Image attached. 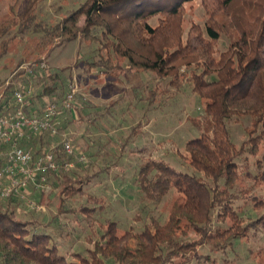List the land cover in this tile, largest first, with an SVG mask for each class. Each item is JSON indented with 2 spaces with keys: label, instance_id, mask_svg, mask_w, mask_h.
<instances>
[{
  "label": "trees",
  "instance_id": "1",
  "mask_svg": "<svg viewBox=\"0 0 264 264\" xmlns=\"http://www.w3.org/2000/svg\"><path fill=\"white\" fill-rule=\"evenodd\" d=\"M191 1L86 0L54 27L46 29L47 33L61 39L57 46L81 38L98 42L99 50H106L108 56L92 62L90 69L108 73L119 68V78L126 71L147 72L163 80L171 77L164 89L161 85L145 88L150 108L161 107L165 96L172 97L173 88L181 92L183 85L179 78H186L181 74L184 66L196 62L203 64L201 71H195L191 79H187L192 81V91L206 102L203 116L191 126L200 135L185 144L186 164L194 172L178 171L161 159H146L139 166L134 182L143 199L155 204L175 191L176 196L167 208V220L161 223L160 218L150 217L148 222H143L137 213L134 220L144 223L140 230L133 226L123 228L120 222L108 220L100 223L101 232L93 231L88 235V257L80 252L63 255L52 243L53 235L46 233L37 220L17 216L11 207V198L0 203V264H175L178 260L187 264L195 258L214 264L215 260L201 253L203 247L225 250L234 246L236 240L248 237L251 229L264 230V215L256 220L249 218L244 225V218L233 206L239 199L234 191L239 175L237 160L243 153L235 147L228 129L229 122L234 119L250 116L253 120L248 128L249 136L258 135L250 141L252 149L249 152L256 154L260 142H264V0H215L216 7L208 9L205 29L191 35L184 43L181 24L175 23L182 17L184 4ZM35 7L36 1H32L23 13L0 24V40L14 28L21 33L28 30L36 19ZM158 15L165 19L152 27L148 21ZM222 35L229 39V46L216 59L211 57L212 42ZM194 42L202 46L201 55L207 56L205 63L200 62ZM1 46L0 56L8 52V41L3 40ZM112 56L119 58V66ZM40 61L42 59L35 62ZM79 63L76 61L75 65ZM42 73L51 80H56L59 74L49 70ZM52 86L45 87L42 95L62 101L69 91L61 96L54 95L56 88ZM12 89L13 85L8 84L1 108L13 106ZM133 91L142 93L140 87ZM159 94L164 98L157 103ZM65 112L68 111L60 115V123L68 120ZM141 127L142 122H139L127 142L138 137ZM35 136L32 140H22L21 147L34 155L52 150L59 161L64 159L61 143L52 144L54 136L50 133ZM75 163L83 168L77 160ZM109 169L101 168L91 176L70 175L64 171L54 174L60 184L57 221L64 212H77L76 217L82 212L85 218H77L75 222H87L93 228L92 218L95 220L98 210L104 207V199L88 193L85 187ZM83 197L87 198L86 204L76 210L64 209L66 201ZM254 203L258 211L264 207V200L257 197ZM27 206L36 213V208ZM228 218L232 225L222 230L220 224ZM192 233L197 236L196 240L183 239Z\"/></svg>",
  "mask_w": 264,
  "mask_h": 264
},
{
  "label": "rangeland",
  "instance_id": "2",
  "mask_svg": "<svg viewBox=\"0 0 264 264\" xmlns=\"http://www.w3.org/2000/svg\"><path fill=\"white\" fill-rule=\"evenodd\" d=\"M32 1H36L33 12L36 19L32 26L23 33L14 28L11 34L0 40V55L2 41L7 40L9 43L8 52L0 56V98L8 84H12L13 88L21 85L22 88L20 89H30L34 96L27 107V112L31 113V108L35 104L40 103L43 108L51 100L48 96L42 95L44 88L48 85H53L52 87L56 88L54 95L59 96L66 94L70 90V86L75 85L78 97H76L75 108L73 111L65 112V118H68V120L65 119L59 124V134L54 136L52 144H60L64 138H68L76 153L84 155L87 160L85 163H81L75 157L69 159L64 155V158H67L65 161L72 162L73 167L63 173L91 176L100 166L110 169L106 173L100 174L98 180L97 178L94 179L90 185L85 187L88 193L104 199V207L98 210L94 216L97 221L92 218L93 228L87 222H77L76 224L77 218L81 220L80 218L84 217L82 212L78 217H76L77 212H64L59 215L61 218L57 221V206L59 204L57 193L60 184L57 180L55 183V176L48 179L44 192L35 189L31 185L34 188H32L33 190L44 194V199L41 202L35 199L29 187V199L38 204L40 210L28 216L22 213L24 217L18 211L16 214L23 218L37 220V223H40L41 226V221L52 225L45 232L53 235L52 243L57 245L60 254L71 255L80 252L88 257L86 250L89 245L86 239L88 235L94 233L93 231L97 233L102 231L100 223L113 220L120 222L123 228L133 226L136 230H140L144 224L143 222H148L150 217L160 218L161 223L167 220V208L176 196L175 191H172L161 203L155 204L143 199L134 182L139 166L146 159H161L178 171L194 172L186 164L185 144L188 140L200 135L199 131L192 129L191 126L193 121L203 116L206 102L192 91V81L190 82L187 79H191L195 71H201L203 64L199 65L196 62L191 66L183 67L181 74L186 75V78L183 76L179 78L181 85H183L181 92L178 93L173 88L172 97L170 98L166 96L164 98L162 94L158 95L157 103H160L161 97L164 98L162 100V103H164L161 107L151 108L146 113L141 127L142 132L135 140L127 142L124 151L119 155L124 139L144 116L143 98L147 94L145 88L148 85L151 87L161 85V89H164L166 85H169L171 77L163 80L147 72L126 71L119 78V68L108 73L103 72L104 70L101 72L90 69L92 62L98 61L102 56H108L106 50L102 52L99 50L101 45L96 41L82 40L81 38L75 42L57 46L61 39L55 37L54 34L47 33L46 29L54 27L86 0H0V24L23 13ZM215 7V0H207V3H204L203 0H193L184 4L182 17L175 23L177 26L181 24V35L184 43L191 35L194 36L198 31L205 29V23L209 19L208 9H214ZM164 19L165 16L158 15L151 18L148 23L152 27H157ZM205 40L207 41L208 38H205ZM212 45L211 57L218 59L223 52L227 51L229 39L222 35L219 40L213 41ZM194 46L198 48L196 53L200 54V62L205 63L207 56L201 55L202 46L199 42H194ZM39 59L47 62L49 72L52 74L59 73L56 80H51L46 73L42 72H38L33 76L27 73L25 68ZM76 61L80 63L75 65ZM114 61L119 66V58L114 57ZM36 63L38 62L34 64ZM67 67L70 68L65 70ZM62 85H64L63 89ZM134 87H140L142 93L134 92L132 90ZM9 91L11 92V89ZM121 95L123 96L121 97ZM123 97L125 100H131L132 107H129V109L132 112H122L123 108L119 106V98ZM113 102L116 103L113 105ZM93 103L99 104L102 111L98 114L94 112L92 115L94 117L100 116L103 122L102 131H99L97 127L94 130L100 134L99 138L101 137L104 142L103 147H101L104 152L100 153V156L98 155L96 159L83 147L85 146L84 142L81 144L76 138V135L83 133L85 130L84 126L88 123L87 120L89 121L84 114L85 109L87 105ZM78 111L81 113V117L76 114ZM123 113L125 115L122 117ZM119 117L122 118L123 124L119 123ZM252 120L250 116H242L238 121L234 119L228 124L235 147L241 149L243 153L237 160L239 175L234 193L239 199L236 200L233 206L244 218V225L250 221L249 218L256 220L264 215V207L259 211L254 208V198L264 200V176L261 178L262 174L264 175V142H260L256 154L249 152L252 149L250 141L258 135L249 136L250 129L248 128L251 126ZM148 121L150 124L146 130L147 126L145 124ZM25 136L29 140L36 137L30 133ZM36 146H39V144ZM75 160L83 165V168H80ZM114 162H118L119 165L115 167ZM84 165H89V167ZM258 176L259 178L256 179ZM86 202V197L68 200L64 204V209L76 210ZM25 205L27 206V204ZM137 213H140L143 222L140 219L134 220ZM231 225L229 218L220 224L222 230L229 228ZM249 232L248 237L236 240L232 247L220 251L203 247L201 253L209 255L212 260H215L214 264H264V230L262 228L251 229ZM60 233L63 235L68 234L62 236ZM183 239L194 241L197 236L192 233L188 238ZM181 263L179 260L175 262V264ZM108 264L114 263L108 262ZM187 264L213 263L195 258Z\"/></svg>",
  "mask_w": 264,
  "mask_h": 264
},
{
  "label": "built area",
  "instance_id": "3",
  "mask_svg": "<svg viewBox=\"0 0 264 264\" xmlns=\"http://www.w3.org/2000/svg\"><path fill=\"white\" fill-rule=\"evenodd\" d=\"M30 76L48 70V64L42 60L25 68ZM21 86V85H20ZM13 88L12 103L9 109L0 107V203L8 199H21L30 207L40 210V206L29 199V187L44 192L48 179L60 171H69L73 163L65 161L67 158H77L81 163L86 157L77 154L71 141L64 138L61 145L65 157L59 161L57 154L43 151L34 155L31 150L21 147V141L26 139L27 133L36 135L50 133L59 134L60 115L62 111H73L77 97V87L70 86V90L62 101L51 99L38 113L27 112L33 92L32 90ZM3 96L0 102L3 101Z\"/></svg>",
  "mask_w": 264,
  "mask_h": 264
},
{
  "label": "crops",
  "instance_id": "4",
  "mask_svg": "<svg viewBox=\"0 0 264 264\" xmlns=\"http://www.w3.org/2000/svg\"><path fill=\"white\" fill-rule=\"evenodd\" d=\"M146 87V86H145ZM151 86L150 85H148L146 88L148 89V88H150ZM152 87H154V86H152ZM134 88H137V87H134ZM125 89V88H124ZM123 90V89H122ZM132 90H133V88H132ZM3 96V95H2ZM1 96V97H2ZM41 96V95H40ZM123 95H121V97H122ZM40 98V97H39ZM45 98H48V97H45ZM147 94H146V97H144L143 98V101H144V105H143V113H144V116L142 117V119L139 121V122H142L143 123V119H144V117L146 116V113L151 109L150 108V106H148L149 105V102L147 101ZM116 103V102H115ZM114 102L112 103L113 105L115 104ZM111 104V105H112ZM132 104H131V100L130 99H128V100H125V98L123 97V98H119V106L120 107H122L123 109H122V112H128V111H130V109H129V107H132L131 106ZM152 108H155V106L154 107H152ZM41 109H42V104H35L32 108H31V113L32 112H40L41 111ZM102 111V107H99V104H97V103H93V104H91V105H87V107H86V109H85V116L86 117H88V119H89V121L87 120V122L88 123H86L85 124V126H84V128H85V130H84V132L83 133H79V135H76V138H77V140L79 141V142H81V144H83L82 142H84V144H85V146H83L88 152H89V154L91 155V156H93V158H97V156L99 155L100 156V153H103L104 152V150L103 149H101V147H103V141H102V139H101V137L99 138V136H100V134H98V133H96V131H94L95 130V127H97V129L99 130V131H102V127H103V125H102V121H101V117L100 116H98V117H94V115H92L94 112H95V114L97 113H100ZM130 112H132V111H130ZM125 115V113H123V115H122V117ZM92 119V120H91ZM85 120V119H84ZM138 122V123H139ZM119 123L120 124H123V121H122V118L121 117H119ZM137 123V124H138ZM92 124V125H91ZM136 124V125H137ZM149 124H150V122L148 121L147 122V124H145V126H147L145 129L147 130L148 129V127H149ZM136 125L134 126V127H136ZM97 130V131H98ZM143 130V129H142ZM142 130H141V132H142ZM132 131V130H131ZM131 133V132H130ZM140 133V132H139ZM130 135V134H129ZM129 135L127 136V138L126 139H124V141H123V145H122V148H121V150H120V153H119V155L124 151L123 150V148H125V145H126V143H127V139H128V137H129ZM139 136V135H138ZM121 160V157L119 156V161ZM121 162V161H120ZM113 165L115 166V167H117L118 165H119V163L118 162H114L113 163ZM102 167L100 166L99 168H98V170H100ZM99 178H97V180H98ZM55 180V183L58 181L57 180V178H55L54 179ZM57 180V181H56ZM59 182V181H58ZM33 187L30 185V190L32 191V194H33V196L35 197V199L37 200V201H39V202H41V201H43V199H44V194H42V193H40L39 191H35V190H33L32 189ZM59 198V197H58ZM5 205L7 206V203H5ZM59 205V204H58ZM25 205V202L24 201H21V200H19V199H12V205H11V207H13V209L15 210V212L17 213V211H18V213H20L21 215H22V213L23 214H25L26 216H28V215H33L34 214V212L31 210V209H29L28 208V206H26ZM58 207V206H57ZM26 209V210H25ZM57 211H58V208H57ZM23 217H24V215H22ZM43 216H46V215H43ZM50 217V216H49ZM25 219H27V218H25ZM41 223H42V226H41V228H43V229H45V230H47V229H50L51 227H52V225H50V224H47V222H43V221H41ZM77 224V223H76Z\"/></svg>",
  "mask_w": 264,
  "mask_h": 264
}]
</instances>
